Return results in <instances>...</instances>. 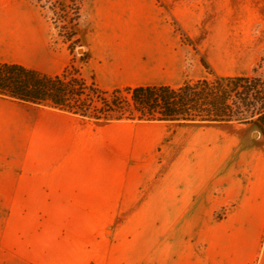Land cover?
<instances>
[{
    "label": "crops",
    "instance_id": "obj_1",
    "mask_svg": "<svg viewBox=\"0 0 264 264\" xmlns=\"http://www.w3.org/2000/svg\"><path fill=\"white\" fill-rule=\"evenodd\" d=\"M29 6L0 0V62L61 75L71 51ZM79 37L82 75L103 91L212 79L203 60L216 77L252 76L264 56V0H85ZM22 105L0 99V199L18 200L21 214L108 216L81 224L79 254L59 264H264V136L255 125L80 118L91 126L72 134L101 141L66 145L76 148L46 163L29 149L41 128L19 132L31 117L8 110Z\"/></svg>",
    "mask_w": 264,
    "mask_h": 264
},
{
    "label": "trees",
    "instance_id": "obj_2",
    "mask_svg": "<svg viewBox=\"0 0 264 264\" xmlns=\"http://www.w3.org/2000/svg\"><path fill=\"white\" fill-rule=\"evenodd\" d=\"M36 1L50 11L51 22L71 53L76 45L82 49L79 28L85 0H56L51 6ZM67 9L73 11L70 18ZM74 60L57 76L0 62V96L88 121L238 122L255 125L264 136V77L257 75V69L252 76L216 77L203 60L212 79L179 88L148 86L110 92L94 80L89 83Z\"/></svg>",
    "mask_w": 264,
    "mask_h": 264
},
{
    "label": "rangeland",
    "instance_id": "obj_3",
    "mask_svg": "<svg viewBox=\"0 0 264 264\" xmlns=\"http://www.w3.org/2000/svg\"><path fill=\"white\" fill-rule=\"evenodd\" d=\"M29 1V7L33 11L40 12L48 19L51 18L49 10L42 9L36 0ZM43 1L48 6L56 4V0ZM67 2L69 3L70 1ZM67 13L70 18L73 11L67 9ZM72 56L75 58V66L82 68L86 56L82 49L79 48V45L75 46ZM257 75L264 77V56L257 68ZM0 99L8 100L3 97H0ZM9 102L13 101L9 100ZM8 110L21 113L22 116L31 117V119L26 121L18 122L17 127L19 132L28 126L41 128L42 135L39 137L40 139L29 149L34 152L38 151L42 162L47 163L48 161H52V156L48 155L50 152L76 148L66 147V145L101 141L89 134H72L91 126V123L83 121L79 117L48 108L29 105L9 108ZM50 132L56 134H44ZM20 153L17 150L10 151L9 160L14 161L19 159ZM55 161L57 163L87 164L90 162V159L88 157L60 158L56 156ZM17 206H19L18 200L0 199V264H29L28 262L33 260L39 264H59L58 258L61 256L63 258H71L73 254H79L80 244L78 236L84 233L80 230L81 224L92 225L97 222H102L108 217L53 213H41L39 215L21 214L17 212L19 210L16 208ZM17 235L20 237L18 243Z\"/></svg>",
    "mask_w": 264,
    "mask_h": 264
}]
</instances>
